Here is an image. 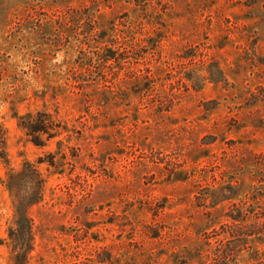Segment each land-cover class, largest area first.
Listing matches in <instances>:
<instances>
[{"label": "rangeland", "instance_id": "obj_1", "mask_svg": "<svg viewBox=\"0 0 264 264\" xmlns=\"http://www.w3.org/2000/svg\"><path fill=\"white\" fill-rule=\"evenodd\" d=\"M0 127V264H264V0H0Z\"/></svg>", "mask_w": 264, "mask_h": 264}, {"label": "trees", "instance_id": "obj_2", "mask_svg": "<svg viewBox=\"0 0 264 264\" xmlns=\"http://www.w3.org/2000/svg\"><path fill=\"white\" fill-rule=\"evenodd\" d=\"M21 123H22L21 125L24 128H27V129L32 128L33 131H46L45 128H43V126L40 128V126H31V124L23 122V121ZM6 139H7L6 131L0 127V145H1V147H4V145L6 144ZM1 153H3V155H4V150H2L0 152V155H1ZM2 157L4 158V156H2ZM228 259H229L228 253L225 255L217 253L215 258H212V260L210 262H208V263L204 262L202 264H229ZM14 264H30L29 252L28 251L17 252Z\"/></svg>", "mask_w": 264, "mask_h": 264}]
</instances>
